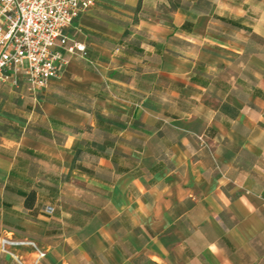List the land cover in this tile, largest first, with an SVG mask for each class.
Listing matches in <instances>:
<instances>
[{"label": "crops", "instance_id": "0c3cea01", "mask_svg": "<svg viewBox=\"0 0 264 264\" xmlns=\"http://www.w3.org/2000/svg\"><path fill=\"white\" fill-rule=\"evenodd\" d=\"M196 1L97 0L69 28L89 57L50 83L92 111L0 122V264H264V0Z\"/></svg>", "mask_w": 264, "mask_h": 264}, {"label": "built area", "instance_id": "2783aa9c", "mask_svg": "<svg viewBox=\"0 0 264 264\" xmlns=\"http://www.w3.org/2000/svg\"><path fill=\"white\" fill-rule=\"evenodd\" d=\"M96 1L0 0V82L36 92L59 79L73 58L88 59L86 45L68 30ZM10 243L24 241L3 239Z\"/></svg>", "mask_w": 264, "mask_h": 264}, {"label": "rangeland", "instance_id": "374dc122", "mask_svg": "<svg viewBox=\"0 0 264 264\" xmlns=\"http://www.w3.org/2000/svg\"><path fill=\"white\" fill-rule=\"evenodd\" d=\"M64 88H67V87L58 82H53V83H49V85L46 88H42V89L36 90V92H32V91H29L27 88L16 90V89H13L11 85L9 84H1L0 98L3 99V102H7V104L9 105H12V103H15L20 110H17L16 115L14 114L15 117L11 116L12 114H8L6 111H4V113L1 114L2 116L0 117L1 119L0 122H4L7 119L11 121L10 117L15 118L16 121L17 119L19 121V119L25 118V116L29 115L27 114L28 112H27L26 104H33V103H36L37 115L40 112V119H41L42 114H41V109L38 108L39 104L46 102V101L50 102L48 101V96L50 95L51 92H59L61 94L65 93V91L63 90ZM74 93H76V91H74ZM71 95L74 96L75 98V94H71ZM18 100L22 102H19ZM39 122L42 124L44 123V121L42 120Z\"/></svg>", "mask_w": 264, "mask_h": 264}, {"label": "trees", "instance_id": "16d2710c", "mask_svg": "<svg viewBox=\"0 0 264 264\" xmlns=\"http://www.w3.org/2000/svg\"><path fill=\"white\" fill-rule=\"evenodd\" d=\"M195 5L197 6V8L200 9H209L212 5L211 1L209 0H197ZM176 6V5H175ZM174 6V7H175ZM65 91V93L61 94L59 92H51L50 95L48 96V101L53 102V103H60V104H64V105H73V106H80V107H84V109L88 110V111H92V108L90 106L91 103V97L86 96L84 94H80V93H74V91L70 88H64L63 89ZM71 94H75V98L74 96H72ZM95 115L98 118H102L104 117L105 119H110L109 116L101 113L98 110L94 111ZM5 129H7L6 126H3ZM25 132L34 136H42V137H50V133L48 132V130H46L43 126H38V125H28L25 129ZM18 134H22V131H18ZM61 133L59 132H54L55 137L57 138ZM84 143V142H83ZM82 152V149L80 148L76 155H80ZM36 200V191L32 190L26 197V201L25 204L28 207H32L35 203Z\"/></svg>", "mask_w": 264, "mask_h": 264}]
</instances>
